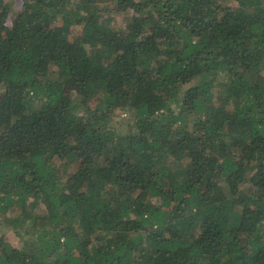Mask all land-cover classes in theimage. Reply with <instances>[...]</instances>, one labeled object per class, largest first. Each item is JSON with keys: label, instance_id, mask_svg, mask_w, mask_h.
Here are the masks:
<instances>
[{"label": "trees", "instance_id": "16d2710c", "mask_svg": "<svg viewBox=\"0 0 264 264\" xmlns=\"http://www.w3.org/2000/svg\"><path fill=\"white\" fill-rule=\"evenodd\" d=\"M5 228L0 264H264V0H0Z\"/></svg>", "mask_w": 264, "mask_h": 264}, {"label": "rangeland", "instance_id": "374dc122", "mask_svg": "<svg viewBox=\"0 0 264 264\" xmlns=\"http://www.w3.org/2000/svg\"><path fill=\"white\" fill-rule=\"evenodd\" d=\"M15 6V9L17 10V11H19V9H20V1H18L17 2V4L16 5H14ZM13 12H12V16H14L15 15V12L16 11H14V10H12ZM17 13V12H16ZM11 16V18L9 19V21H11V19H13V17ZM120 116H127V114H126V112H122V111H117V113H116V116H115V118L116 119H119V117ZM121 118V117H120ZM124 126H126V123L124 124ZM243 210H244V208H237L233 213H232V221H231V224L232 225H235L236 223H237V221H238V216L240 215V213H242L243 212ZM4 235H5V237L6 238H10V239H12L13 241L15 240V235H14V232L9 228H5V229H3V230H0V242H2V240H4L5 238H4Z\"/></svg>", "mask_w": 264, "mask_h": 264}]
</instances>
